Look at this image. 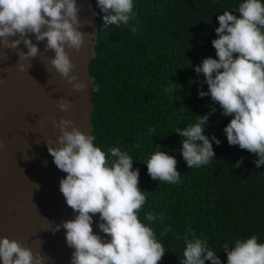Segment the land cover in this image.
Masks as SVG:
<instances>
[{"label": "clouds", "instance_id": "obj_1", "mask_svg": "<svg viewBox=\"0 0 264 264\" xmlns=\"http://www.w3.org/2000/svg\"><path fill=\"white\" fill-rule=\"evenodd\" d=\"M97 6L104 14L99 31L124 25L133 34L138 32L130 23L139 24L133 0H97ZM80 11L77 0H0V45L14 50L23 44L27 51L21 50L17 56L19 61H25L35 59L41 52L38 43L46 41L44 51L54 53L51 66L75 91H82L86 85L77 75L70 74L75 66L66 51V46L79 50L84 42ZM237 12L239 16L226 10L217 16V38L212 40L217 58H204L194 71L203 74L208 86L207 92L200 91L198 95L201 98L210 95L219 104L222 115L232 117L223 129L228 144L255 154L258 158L254 163L260 168L264 166V3L243 0ZM32 36L37 43H33ZM17 67L25 70L23 63ZM176 86L170 81L165 92H172ZM91 89L99 91V85ZM57 104L65 112L71 107L64 98H59ZM215 110L212 108L211 113ZM211 113L197 115L194 122L174 130L182 138L179 151L189 169L208 165L215 156L213 141L217 145L221 143L214 135L210 139L204 134ZM53 124L61 134L56 146L50 140L46 142L47 149L56 167L67 174L60 180V192L66 204L78 214L51 231L66 230V244L74 249L70 264H159L166 247L150 225L160 221L161 237L173 229L163 224V213L146 212L147 224L139 218L150 193L138 187L140 173L139 169L133 170L132 156L119 147H111L106 153L94 144L95 135L82 132L71 120L61 118L58 124L53 120ZM150 132L154 133L155 129ZM242 162L243 158L235 167L239 168ZM145 164L152 180L181 182L175 156L160 149ZM96 214L100 220L97 227L110 239L94 233ZM173 236L180 238L175 232ZM182 239L185 247L179 264H205V261L222 264L207 239L198 237L191 226ZM222 250L227 255V264H264V243H259L256 235L236 239L231 248L225 242ZM47 259L50 258L39 251L34 253L19 241L0 238L3 264H45Z\"/></svg>", "mask_w": 264, "mask_h": 264}, {"label": "trees", "instance_id": "obj_2", "mask_svg": "<svg viewBox=\"0 0 264 264\" xmlns=\"http://www.w3.org/2000/svg\"><path fill=\"white\" fill-rule=\"evenodd\" d=\"M133 2L139 24L130 23L138 32L112 25L100 30L95 42L96 56L89 66L93 85H99V91L91 89L94 144L106 153L119 147L132 156L133 170L140 173L138 187L150 193L139 218L147 224L146 212L163 213V224L180 237L175 238L173 232L161 237L158 220L150 225L166 247L159 264H179L185 247L182 237L189 226L227 264L222 250L225 242L231 248L236 239L256 235L264 243V166L256 167L255 154L228 144L223 129L232 117L222 115L210 95H198L207 92L208 86L194 68L204 58H217L212 46L217 16L225 10L239 16L243 0ZM92 5L97 24L103 25L97 0ZM170 81L177 86L165 92ZM208 113L204 134L210 139L214 135L221 143L213 141L215 156L208 165L189 169L179 151L182 138L174 130ZM158 145L175 156L180 183L154 181L148 174L145 162L160 150ZM241 158L240 167H235Z\"/></svg>", "mask_w": 264, "mask_h": 264}, {"label": "water", "instance_id": "obj_3", "mask_svg": "<svg viewBox=\"0 0 264 264\" xmlns=\"http://www.w3.org/2000/svg\"><path fill=\"white\" fill-rule=\"evenodd\" d=\"M77 4L84 42L79 50L66 46V51L75 66L70 74L86 85L82 91H75L51 66L54 53L44 51L46 41L38 43L41 52L35 59L25 61L17 56V52L27 51L23 44L14 50L0 45V238L41 252L50 258L45 264H70L74 249L66 244V230L53 233L51 229L78 214L60 192V180L67 174L56 167L47 149L46 142L56 146L61 134L53 120L56 124L61 118L71 120L86 134L93 130L94 78L89 66L96 56L100 27L93 16L92 0H77ZM30 38L37 43L34 36ZM18 63L25 65L24 71L18 69ZM59 98L70 102L68 111L58 107ZM93 221L94 233L107 240L97 227L99 214Z\"/></svg>", "mask_w": 264, "mask_h": 264}]
</instances>
